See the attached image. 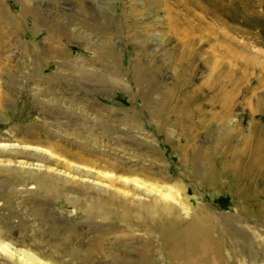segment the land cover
Listing matches in <instances>:
<instances>
[{
	"label": "rangeland",
	"instance_id": "obj_1",
	"mask_svg": "<svg viewBox=\"0 0 264 264\" xmlns=\"http://www.w3.org/2000/svg\"><path fill=\"white\" fill-rule=\"evenodd\" d=\"M0 143V264H264V0H0Z\"/></svg>",
	"mask_w": 264,
	"mask_h": 264
},
{
	"label": "bare ground",
	"instance_id": "obj_2",
	"mask_svg": "<svg viewBox=\"0 0 264 264\" xmlns=\"http://www.w3.org/2000/svg\"><path fill=\"white\" fill-rule=\"evenodd\" d=\"M226 108V107H225ZM6 144H3V143H0V147H2V146H5ZM167 196V195H166ZM175 226H177V223H176V221H175V223H174V227ZM204 231L203 230H200L199 229V227H196V225H194V226H188L187 228H185L184 230H179V231H177V233H175V235H174V238H173V243H179L180 244V242L182 241L181 239H187V238H193V240L195 241V243H196V245H197V248H195L194 250H193V254L191 255V256H189V260L187 259V262H186V264H197V258H196V256H197V254H198V250H199V248L201 247V245H202V242H201V240H202V238H201V236H203V238H204ZM207 238V237H206ZM188 243H189V241H187ZM187 243V244H188ZM178 244V245H179ZM210 245V244H209ZM1 246V249H5L4 248V246H2V245H0ZM182 246V245H181ZM184 246V245H183ZM204 246V245H203ZM180 247V246H179ZM190 247V246H189ZM193 247V246H192ZM211 247H213V246H211ZM209 248V247H208ZM205 249H206V247H205ZM210 250V249H209ZM218 250V249H217ZM210 252V251H209ZM212 256H213V254H212ZM174 257H175V255H174ZM200 258V257H199ZM214 258H212V260H213ZM211 260V261H212ZM199 263V262H198ZM200 264H203V263H200Z\"/></svg>",
	"mask_w": 264,
	"mask_h": 264
}]
</instances>
